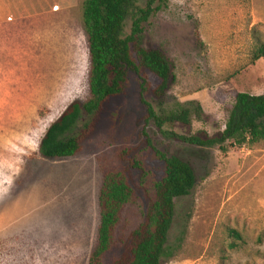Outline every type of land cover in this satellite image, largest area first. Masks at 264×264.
Returning <instances> with one entry per match:
<instances>
[{
	"label": "rangeland",
	"instance_id": "374dc122",
	"mask_svg": "<svg viewBox=\"0 0 264 264\" xmlns=\"http://www.w3.org/2000/svg\"><path fill=\"white\" fill-rule=\"evenodd\" d=\"M81 2L0 0V264H88L99 221L100 165L117 164L122 149L147 174L131 169L135 199L123 208L102 264L118 256L120 239L144 217L147 196L163 175L157 152L189 161L196 177L191 193L175 199L168 243L182 236L180 248L161 264H264V139L226 142L223 151L168 134L214 135L234 92L264 93V58L251 59L264 43V0H166L145 24L144 45L163 51L174 72L164 97L146 99L155 110L160 103L198 107L190 126L158 129L147 120L131 73L76 155L43 158L38 147L48 126L89 95ZM130 24L127 17L125 33ZM228 229L243 243L231 248Z\"/></svg>",
	"mask_w": 264,
	"mask_h": 264
},
{
	"label": "trees",
	"instance_id": "16d2710c",
	"mask_svg": "<svg viewBox=\"0 0 264 264\" xmlns=\"http://www.w3.org/2000/svg\"><path fill=\"white\" fill-rule=\"evenodd\" d=\"M166 0H145L143 7L136 0H82L81 16L89 54L88 98L72 101L48 126L40 140L38 153L43 158H65L76 155L83 140L94 130L99 115L113 97L124 92L129 74L139 80V99L146 110L145 118L152 120L158 129L164 126H190L199 108L183 106L175 102L170 106L158 104L155 110L146 99L150 95L160 100L174 80L173 66L168 56L157 48L143 43L145 24ZM130 17L129 33H125V20ZM198 43H202L195 30ZM264 58V43H257L252 61ZM155 80L151 83L149 78ZM85 117V118H84ZM82 122L80 130L78 123ZM168 134L183 143L198 147H218L225 151L224 143L242 146L264 139V93H233V101L227 110L224 127L214 135L203 131L191 134ZM127 149L117 152L118 163L101 164V183L97 194L99 221L96 240L88 257V264H102L104 255L115 242L114 232L125 205L135 199L131 184V169L146 176L144 164L131 159ZM163 161V175L153 184L152 195L147 196V207L142 221L120 239V253L109 264H161L172 258L180 248L181 236L168 243V232L175 213V199L189 195L196 177L189 161L175 154L157 152ZM235 247L242 241L240 233L228 229Z\"/></svg>",
	"mask_w": 264,
	"mask_h": 264
}]
</instances>
